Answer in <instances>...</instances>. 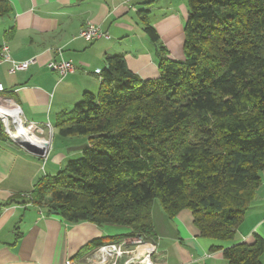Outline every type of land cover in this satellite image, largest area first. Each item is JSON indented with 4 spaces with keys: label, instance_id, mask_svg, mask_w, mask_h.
Here are the masks:
<instances>
[{
    "label": "trees",
    "instance_id": "16d2710c",
    "mask_svg": "<svg viewBox=\"0 0 264 264\" xmlns=\"http://www.w3.org/2000/svg\"><path fill=\"white\" fill-rule=\"evenodd\" d=\"M186 4L183 59L169 57L144 11L159 76L143 80L122 54L107 55L98 91L84 92L55 123L59 136L89 145L39 178L28 203L68 222L130 230L110 241L155 243L157 199L168 218L189 210L199 236L234 239L264 171V0ZM9 12L0 0V15ZM0 139H8L1 121ZM106 242L95 239L85 251ZM263 252L258 235L222 249L228 264H261Z\"/></svg>",
    "mask_w": 264,
    "mask_h": 264
},
{
    "label": "crops",
    "instance_id": "0c3cea01",
    "mask_svg": "<svg viewBox=\"0 0 264 264\" xmlns=\"http://www.w3.org/2000/svg\"><path fill=\"white\" fill-rule=\"evenodd\" d=\"M152 1L8 0L10 12L0 15V46L8 45L15 60H32L25 70L15 73L8 72V62L0 63L2 95L20 107L32 132L45 137L50 132L51 139L58 135L56 120L71 111L84 92L98 91L101 78L97 69L105 68L107 55L122 54L127 67L143 80L159 76L158 45L144 32L143 21L142 28L133 21L135 7L138 18L147 11V19L169 57L183 59L186 1L164 0L161 14L153 19L149 15ZM87 23L99 26L103 35L92 41L78 37L79 29ZM61 58L70 59L75 66L72 73L63 77L48 68L50 61ZM80 138H86L81 142L86 140L89 145L83 136L72 142H80ZM54 148L44 160L9 138L0 139V264H64L67 259L83 263L98 247L85 251L91 241L104 238L106 243L114 242L110 239L130 232L127 227L114 224L68 222L45 207L26 201L39 178L56 174L81 152L80 148L70 153L68 148ZM151 215L157 238L148 264H228L223 248L251 242L256 235L264 242V171L233 240L199 236L187 209L168 218L163 210L152 208ZM130 239L124 236L120 241L131 246ZM213 246L219 247L212 249ZM260 260L264 264V252Z\"/></svg>",
    "mask_w": 264,
    "mask_h": 264
},
{
    "label": "built area",
    "instance_id": "2783aa9c",
    "mask_svg": "<svg viewBox=\"0 0 264 264\" xmlns=\"http://www.w3.org/2000/svg\"><path fill=\"white\" fill-rule=\"evenodd\" d=\"M102 35L103 34L101 33L99 26L92 23H87L85 26L80 28L77 34L78 37H81L87 41H92L101 37ZM31 60L32 59L23 61L15 60L10 55L8 45L3 43L0 46V63H9V67L7 69L9 73L25 70L31 63ZM48 68L51 71L56 72L60 77H63L68 73H72L75 70L73 62L70 59L63 58L50 61L48 63ZM97 72L100 74L101 69H97ZM3 92L4 86L0 82V121L2 123L3 129L8 134L10 139L17 143L19 138L16 136V134L19 126H23L25 130L30 133V135L37 138V136L34 135L35 133L32 132V130L27 126V122L23 119L20 107L6 99L2 95ZM2 115H5L6 117H3ZM30 124L35 126L34 123ZM38 131L41 134L40 128H38ZM37 140L39 143L43 142L44 145L48 146L49 144L48 141L39 140L38 138ZM40 148L42 149V153L39 155V157L46 159V149L48 147ZM126 243V241H120L102 244L91 251L85 257L83 263L67 259L64 264H139L142 260L147 263L151 254L155 250L153 243L142 241L140 238L131 239V246H128ZM140 246L143 247L141 250H139Z\"/></svg>",
    "mask_w": 264,
    "mask_h": 264
},
{
    "label": "rangeland",
    "instance_id": "374dc122",
    "mask_svg": "<svg viewBox=\"0 0 264 264\" xmlns=\"http://www.w3.org/2000/svg\"><path fill=\"white\" fill-rule=\"evenodd\" d=\"M163 1L164 0H161V1L160 0H158V1L157 0L156 1L153 0L152 2H150L151 4H153V7H152L153 10L149 14L150 18H152V19L153 18H157L159 16V14H161L160 10H161V6H162ZM184 1H186V0H184ZM184 3L186 4V2H184ZM134 9H137V8L135 7ZM134 9H132L133 21L135 23H138V25H140L141 28H142V24L140 23L142 21V19L140 17L138 18V16H136L137 12ZM137 29H140L139 26H138ZM3 131L7 135V137L10 139V137L8 136V134L5 132L4 129H3ZM34 135H36L39 140H45V141L49 142V144L47 146L48 148L46 149L47 156H48V154L50 156V153L52 151V147L53 146L55 147L54 149L60 148L62 150H66L68 148L67 152H69V153L72 152V151H77L80 148L81 152L78 153V155H74V156L72 155L73 157H71V159H74V158H77L78 156H80V154L82 153V150L84 148H86V142L87 141L86 140H82V142H81V139H86V138H80V142L77 141V142H75V144L72 142V139L78 138L80 136L61 137V136H58L56 134L54 139H51V133L50 132H49L48 137H45L43 135H39V134H36V133ZM51 140H52V143H51ZM81 143H82V145H81ZM66 163L67 162H65L63 165L65 166ZM45 164H46V161L44 162V165ZM152 208L159 209V211H162V208L160 207V204H159L157 199L154 200ZM134 238H139V237H134ZM131 239H133V238H131ZM130 240H128V241H130Z\"/></svg>",
    "mask_w": 264,
    "mask_h": 264
},
{
    "label": "bare ground",
    "instance_id": "6f19581e",
    "mask_svg": "<svg viewBox=\"0 0 264 264\" xmlns=\"http://www.w3.org/2000/svg\"><path fill=\"white\" fill-rule=\"evenodd\" d=\"M3 117H6L5 115H2ZM7 121V119H6ZM16 136L22 141V142H27L29 144H35L38 145L39 147H47V145H44L43 142L39 143L37 138L30 135L29 132L25 130L23 126H19L17 130ZM143 247L140 246L139 250H141Z\"/></svg>",
    "mask_w": 264,
    "mask_h": 264
},
{
    "label": "water",
    "instance_id": "95a60500",
    "mask_svg": "<svg viewBox=\"0 0 264 264\" xmlns=\"http://www.w3.org/2000/svg\"><path fill=\"white\" fill-rule=\"evenodd\" d=\"M105 68H107V66H105ZM17 143L29 153H32L38 156L42 153V149L35 144H29L27 142H22L20 139L17 141ZM139 264H146V262L142 260Z\"/></svg>",
    "mask_w": 264,
    "mask_h": 264
}]
</instances>
